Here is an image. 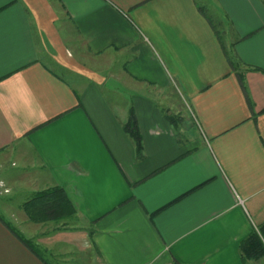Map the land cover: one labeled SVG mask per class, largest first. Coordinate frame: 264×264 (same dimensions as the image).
Returning a JSON list of instances; mask_svg holds the SVG:
<instances>
[{"label":"crops","instance_id":"crops-1","mask_svg":"<svg viewBox=\"0 0 264 264\" xmlns=\"http://www.w3.org/2000/svg\"><path fill=\"white\" fill-rule=\"evenodd\" d=\"M24 149L83 229L0 214V264H52L6 223L56 264H264V0H0L1 164Z\"/></svg>","mask_w":264,"mask_h":264},{"label":"rangeland","instance_id":"rangeland-1","mask_svg":"<svg viewBox=\"0 0 264 264\" xmlns=\"http://www.w3.org/2000/svg\"><path fill=\"white\" fill-rule=\"evenodd\" d=\"M52 69H54L59 75H61L64 79H66L71 84H75V79L73 76L65 73L61 69H58V67H54L53 65H50ZM176 98L174 95L170 92L169 93V102H172V104L175 106L180 105L175 100ZM182 106V105H181ZM176 116H173V121L176 123L178 120L176 119ZM22 154H20V157L25 159L27 162L24 163L21 169L20 166L22 165L21 162H10L8 164H1L0 162V187L4 188L2 192V195L0 196V214L5 217L8 220H15V219H21L22 216V203L26 201L29 197H31L33 194H29V190H34L35 185L37 183H43L45 179H35L34 170L32 169V166H37L35 163V157L32 155V153L29 150H20ZM17 170V171H16ZM33 170V171H32ZM15 173V174H13ZM15 175V176H14ZM18 176V177H17ZM17 177V178H16ZM16 179V180H15ZM16 182L17 187L19 185V188H16ZM32 184L33 187L31 186ZM39 192V191H38ZM29 222V221H28ZM14 223V222H13ZM31 223V222H29ZM33 224V223H31ZM43 224L42 227H37L39 229V233L41 234H47L51 232H72L76 230H82V223L78 220V218H71L66 219L59 222H46L41 223ZM40 224V225H41ZM17 231H19L24 238L28 239V233H26V230L22 227L16 228ZM31 243L35 246V248L40 251L42 255L45 256V258L51 262L52 264H56V258L51 257V255H48V253L43 250L41 247L35 245L34 241L29 239ZM264 244V243H263ZM65 260H75L76 263L79 261L86 262L88 261V258H80L75 256L71 258V254L67 253ZM264 262V261H263ZM82 263V262H80Z\"/></svg>","mask_w":264,"mask_h":264},{"label":"trees","instance_id":"trees-1","mask_svg":"<svg viewBox=\"0 0 264 264\" xmlns=\"http://www.w3.org/2000/svg\"><path fill=\"white\" fill-rule=\"evenodd\" d=\"M169 120L174 122L173 117H170ZM123 130L133 139L136 156L138 159H141L143 156L141 137L133 114L130 115L128 121L123 125ZM22 211L27 217V220L33 224L59 222L66 219L78 218L77 211L61 187H51L34 193L22 204ZM6 225L21 242L31 249L40 259H43L40 251L35 248L29 239L24 238L10 223H6ZM92 236L93 232H89L90 240H92ZM263 239L264 225L258 228V232L254 231L241 243L243 262L264 257Z\"/></svg>","mask_w":264,"mask_h":264}]
</instances>
